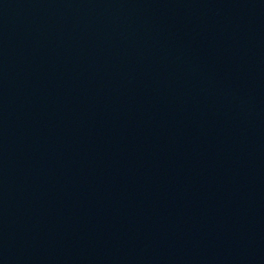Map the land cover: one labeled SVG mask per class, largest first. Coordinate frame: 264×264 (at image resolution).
<instances>
[{"label": "water", "instance_id": "1", "mask_svg": "<svg viewBox=\"0 0 264 264\" xmlns=\"http://www.w3.org/2000/svg\"><path fill=\"white\" fill-rule=\"evenodd\" d=\"M0 264H264V0H0Z\"/></svg>", "mask_w": 264, "mask_h": 264}]
</instances>
